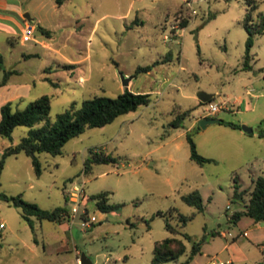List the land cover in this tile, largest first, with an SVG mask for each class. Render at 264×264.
<instances>
[{
	"label": "rangeland",
	"instance_id": "1",
	"mask_svg": "<svg viewBox=\"0 0 264 264\" xmlns=\"http://www.w3.org/2000/svg\"><path fill=\"white\" fill-rule=\"evenodd\" d=\"M10 1L34 17L38 41L22 42L19 29L9 25L13 32H6L0 26V80L4 70H16L12 80L31 84L14 108L48 95V118L53 120L71 104L78 108L93 96L116 97L125 88L150 93L151 101L104 126L86 128L58 155L38 153L40 175L24 152L5 158L1 193L20 194L45 209L64 206L70 217L67 228L34 217L28 221L19 208L0 199V264H72L75 255L71 249L60 250L62 239L69 246L74 242L80 256L84 253L94 264H151L155 242L172 235L166 218L177 225L168 211L194 212L181 199L194 190L202 197L203 211L177 227L206 242L188 264L225 261L229 254L236 263L262 260L264 240L257 239L260 234L244 233L250 217L240 223L230 220L243 208L233 199L236 185L251 190L254 180L264 175V33L255 37L250 67L245 68L244 0H191V6L185 0H65L61 5L55 0ZM257 11L264 12V0ZM184 20L187 24L181 27ZM172 24L178 27L172 29ZM39 26L50 30L52 40ZM42 40L50 46L43 47ZM154 61L160 63L123 85L121 74L132 76L137 67ZM199 91L215 93L214 100L224 103L214 117L240 128L221 122L200 127L198 117L206 115L207 103L198 100ZM187 109L191 114L180 127H167L178 111ZM27 129L16 127L11 139L0 136V159L4 148L17 144ZM187 132L198 153L212 161L198 164L190 159ZM91 151L111 153L119 161L93 164L84 173ZM82 177L86 197L108 191V202L122 206L102 213L87 198L73 215L68 193ZM87 216L91 223L86 225ZM185 243L186 252L178 260L161 264L186 260L191 243Z\"/></svg>",
	"mask_w": 264,
	"mask_h": 264
},
{
	"label": "trees",
	"instance_id": "2",
	"mask_svg": "<svg viewBox=\"0 0 264 264\" xmlns=\"http://www.w3.org/2000/svg\"><path fill=\"white\" fill-rule=\"evenodd\" d=\"M64 1L55 0L57 5H61ZM244 3L245 15L241 20V24L247 33V38L245 41L243 65L245 68H248L250 67V51L254 44V39L256 36L264 33V12L257 11L259 0H244ZM254 13H256L255 20L253 18ZM186 24L187 21L184 20L181 27H184ZM39 30L42 33L49 34V31L41 26H39ZM158 63L160 61H154L150 65L137 67L132 77L140 72H149ZM0 68H2L1 54ZM13 72L11 70H4L3 77L0 80V86L7 82L8 76ZM150 101V93L133 92L125 88L116 97L103 95L93 96L83 100L78 108L74 104H71L69 108L56 114L53 120L48 118L50 112V97L48 95H42L29 101L24 108H14V101H7L0 106V136L11 139L12 132L16 127L26 126L28 129L17 144H11L4 148L0 159V174L7 156L24 152L30 157L35 173L40 175L42 167L37 156L38 153L46 152L53 156L58 155L68 140L80 135L86 128L104 126L122 114L134 111L139 106L148 105ZM191 111L192 109L178 111L172 120L168 122L167 127L170 129L180 127L184 119L191 114ZM220 122L231 128H240V125L230 121L220 120ZM186 139L189 143V157L192 161L203 164L204 162L213 160L198 153L196 144L189 132L186 133ZM118 161L119 158L111 153L91 151L89 157L84 161L83 171L84 173L89 172L93 164H110L117 163ZM245 195H247V198L244 197ZM87 198L93 200L97 209L105 213L118 210L122 206V204L108 202V191H101L89 197H86L84 194L82 202ZM0 199L19 208L21 216L28 221L31 220V217H34L37 220L60 222L69 216V210L64 206H58L52 209L41 208L38 204L25 200L20 194L7 195L0 192ZM181 199L193 207L195 211L189 215H184L176 212L175 209H171L168 211V214L169 216H175L177 225L183 227L194 218L195 213L202 212L204 207L202 197L198 190L181 195ZM233 199L241 201L243 208L231 214L230 220L232 222L237 223L241 217L247 216L252 218L256 223H264V175L258 176L254 180L251 190H239V185H236ZM166 214L162 212L156 213V215L162 216H166ZM177 225H172L168 217L166 218L165 226L172 235L155 242L150 261L151 264H161L178 260L186 252L185 241L191 243L189 256L186 260L178 264H188L200 252L202 245L206 242V238L202 237L199 240H194L191 235L181 233ZM178 234H181L182 237H178ZM218 234V231L212 232L211 236ZM226 264L247 263L230 261ZM255 264H264V258Z\"/></svg>",
	"mask_w": 264,
	"mask_h": 264
},
{
	"label": "crops",
	"instance_id": "3",
	"mask_svg": "<svg viewBox=\"0 0 264 264\" xmlns=\"http://www.w3.org/2000/svg\"><path fill=\"white\" fill-rule=\"evenodd\" d=\"M24 12L20 6H18V4L10 1V0H0V26L4 27V31L6 32H13L12 27H15L16 29H19V31L21 32L24 24L26 22H32L34 20V17L30 16V21H28L26 18H24ZM10 27V28H9ZM44 29L49 31V34L47 36L42 35L41 36H45L48 37L50 40H52L51 37V33L50 30L46 27H43ZM11 40V39H10ZM12 41V40H11ZM41 44L43 47H49V43L46 41H41ZM28 56L31 55L30 53L27 54ZM14 71L11 74H15L17 71L16 70H11ZM11 74L8 76L7 82L0 86V106L7 102V101H16L18 99H22L25 98L27 96V94L31 91V84L29 82H18L15 80H12ZM132 79V76H130ZM83 77H79V82H83ZM131 79L128 81V85L129 86L131 84ZM215 94V93H214ZM216 95V94H215ZM201 118V116L198 117V119ZM99 210V209H98ZM100 211V210H99ZM102 212V211H101ZM105 213V212H102ZM245 217V216H243ZM69 218V217H68ZM242 218V217H241ZM240 220L237 221V223H240ZM67 218L63 219L60 222H54L56 224H58L59 226H63L64 228H67V224L66 221ZM253 224H257L256 226H254ZM262 223H256L252 218H250V221L248 223V230H245V232L247 233H251L252 236L256 237V235H259L260 240H264V225H261ZM224 233L222 232L221 235H223ZM254 238V241L257 242V239ZM61 247L60 250H72V252L74 253L75 257L71 259L72 264H80V249L77 247V245L73 242L71 246H69V241L68 239H62L61 241ZM261 243V242H260ZM72 247V248H71ZM224 248H228L226 245ZM262 249H264V247L262 246ZM235 256L233 254H229V256L227 257V259L225 260L226 262H234ZM224 261V260H222ZM236 263V262H235ZM92 264H94V262H92ZM178 264V263H176Z\"/></svg>",
	"mask_w": 264,
	"mask_h": 264
},
{
	"label": "built area",
	"instance_id": "4",
	"mask_svg": "<svg viewBox=\"0 0 264 264\" xmlns=\"http://www.w3.org/2000/svg\"><path fill=\"white\" fill-rule=\"evenodd\" d=\"M185 2H187V4L189 6H191L192 1L191 0H185ZM192 13L195 14L196 11L194 9H192ZM178 26L176 24H172L171 28L172 29H176ZM35 26L33 24H31L30 22H26L21 30V35H20V39L22 42H27V41H34V42H38L36 37L34 36V32H35ZM164 38H167V35L164 36ZM224 103H219L216 100H210L209 102H207V113L205 116H214L218 111L221 110L222 105ZM84 184H85V179L79 178V180L77 181V184H74L73 188L71 191H69L68 193V198L70 199L72 205L71 208V213L74 215L78 212V205L80 204L85 192H84ZM70 217V212H69V216ZM91 220L88 218V216L86 218H84V222L83 224H90ZM4 228V224L0 223V231L1 229ZM226 261H222V260H216V259H211V261L209 262V264H226Z\"/></svg>",
	"mask_w": 264,
	"mask_h": 264
},
{
	"label": "water",
	"instance_id": "5",
	"mask_svg": "<svg viewBox=\"0 0 264 264\" xmlns=\"http://www.w3.org/2000/svg\"><path fill=\"white\" fill-rule=\"evenodd\" d=\"M24 18H26L28 21H30V16L28 13H24ZM121 79H122V83L124 86L128 85V81L131 79V77H125L124 75L121 74ZM215 94L214 93H206L204 91H199L197 93V98L200 102H204L207 103L210 100H212L214 98ZM221 119H218L214 116H204L198 119V124L200 127L205 128L208 124L211 123H216V122H220ZM242 130L245 133H250L251 129L247 128L246 126H242ZM80 264H92V262L84 255V253L81 254L80 256Z\"/></svg>",
	"mask_w": 264,
	"mask_h": 264
}]
</instances>
